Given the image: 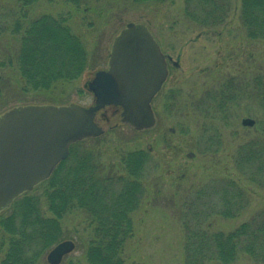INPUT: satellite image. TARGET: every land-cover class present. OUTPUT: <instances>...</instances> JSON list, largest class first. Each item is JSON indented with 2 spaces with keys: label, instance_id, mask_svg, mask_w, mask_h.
<instances>
[{
  "label": "rangeland",
  "instance_id": "rangeland-1",
  "mask_svg": "<svg viewBox=\"0 0 264 264\" xmlns=\"http://www.w3.org/2000/svg\"><path fill=\"white\" fill-rule=\"evenodd\" d=\"M239 2L232 0L227 22L211 31L184 17V0L141 5L129 0H92L79 10L63 0H41L29 9L28 18H67L66 25L80 36L89 58V67L76 80L47 92L25 87L17 64L18 34L6 30L0 35V113L26 104L91 106L94 97L87 85L95 72L106 68L112 40L128 23L144 24L162 54L170 57L168 76L151 101L155 126L132 129L120 122L119 110L106 107L95 119L103 134L86 144L119 175L123 173L119 166L122 153L148 152L144 198L131 214L133 233L124 244V264H183L182 222L190 209L188 203L199 191L219 188L221 181H236L248 204L235 218L208 217L204 227L210 232H230L264 209V187L243 180L233 164L239 144L258 134L256 126L245 125L243 120L256 122L260 110L252 101L242 99L225 113L216 111L218 93L229 79L242 84L264 74V41L246 38L238 20ZM18 9L12 1L0 0V25L12 24ZM8 213L7 208L0 215ZM86 219L87 215L78 211L61 221L64 235L70 237L65 240H71L74 249L60 264H87L85 250L92 227ZM49 251L36 264H49ZM2 258L0 253V262ZM233 264L259 263L240 255Z\"/></svg>",
  "mask_w": 264,
  "mask_h": 264
},
{
  "label": "trees",
  "instance_id": "trees-1",
  "mask_svg": "<svg viewBox=\"0 0 264 264\" xmlns=\"http://www.w3.org/2000/svg\"><path fill=\"white\" fill-rule=\"evenodd\" d=\"M10 1L19 9L12 24L0 25V35L9 30L19 36L17 64L25 87L47 92L76 80L89 67L88 51L80 36L66 25L67 18L42 15L29 19V9L41 0ZM63 1L79 10L92 0ZM129 1L141 5L173 0ZM239 1L238 20L246 38L264 41V0ZM231 10L232 0H184L183 15L202 29L215 31L227 22ZM218 95L219 112L225 113L242 99L258 106L261 117L253 124L258 134L239 144L233 164L243 180L264 187V74L242 84L229 79ZM91 140L70 145L67 158L49 178L17 197L6 216L0 215V264H36L53 246L70 238L64 235L61 221L78 211L87 215L92 227L85 250L87 264H124V244L133 233L131 214L144 198L148 152L122 153L119 166L123 173L119 175L102 161L100 153L86 147ZM247 204L243 188L231 179L221 181L219 188L195 193L183 216V264H233L240 255L264 264V209L227 233L204 227L211 215L235 218Z\"/></svg>",
  "mask_w": 264,
  "mask_h": 264
},
{
  "label": "water",
  "instance_id": "water-1",
  "mask_svg": "<svg viewBox=\"0 0 264 264\" xmlns=\"http://www.w3.org/2000/svg\"><path fill=\"white\" fill-rule=\"evenodd\" d=\"M167 75L165 56L150 30L142 23H128L112 40L106 68L95 72L87 85L93 105L26 104L2 111L0 213L48 179L67 158L70 145L103 134L95 116L106 106L119 108L120 122L132 129L153 128L150 103ZM243 124L252 126L254 121L245 119ZM73 249L71 240L56 244L47 263L60 264Z\"/></svg>",
  "mask_w": 264,
  "mask_h": 264
},
{
  "label": "flooded vegetation",
  "instance_id": "flooded-vegetation-1",
  "mask_svg": "<svg viewBox=\"0 0 264 264\" xmlns=\"http://www.w3.org/2000/svg\"><path fill=\"white\" fill-rule=\"evenodd\" d=\"M165 56V55H164ZM165 60L168 63V61L170 60L167 56H165ZM117 110V109H116Z\"/></svg>",
  "mask_w": 264,
  "mask_h": 264
}]
</instances>
